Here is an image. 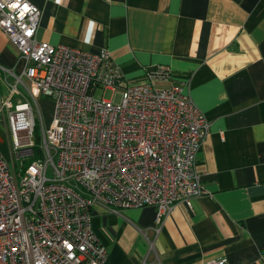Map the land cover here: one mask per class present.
Here are the masks:
<instances>
[{
	"label": "built area",
	"instance_id": "obj_1",
	"mask_svg": "<svg viewBox=\"0 0 264 264\" xmlns=\"http://www.w3.org/2000/svg\"><path fill=\"white\" fill-rule=\"evenodd\" d=\"M41 16L29 0H0V28L25 62L20 74L0 66L12 144V159L0 148V264H107L94 208L154 206L160 221L178 203L192 205L206 193L196 163L210 124L169 68L126 81L108 49L39 39ZM43 96L53 113L35 157Z\"/></svg>",
	"mask_w": 264,
	"mask_h": 264
},
{
	"label": "crops",
	"instance_id": "obj_2",
	"mask_svg": "<svg viewBox=\"0 0 264 264\" xmlns=\"http://www.w3.org/2000/svg\"><path fill=\"white\" fill-rule=\"evenodd\" d=\"M29 1L42 9L39 39L108 49L126 81L169 68L210 124L196 163L206 193L192 205L160 221L154 206L94 208L107 264H264V0ZM24 65L0 28V66Z\"/></svg>",
	"mask_w": 264,
	"mask_h": 264
},
{
	"label": "rangeland",
	"instance_id": "obj_3",
	"mask_svg": "<svg viewBox=\"0 0 264 264\" xmlns=\"http://www.w3.org/2000/svg\"><path fill=\"white\" fill-rule=\"evenodd\" d=\"M97 95L105 98H111L112 92L107 91H98ZM44 99H48L44 104L42 103ZM39 107L41 108V113H37V119H39V122L37 123V128L35 132V141H36V156L35 157H42V144H43V138H42V124L45 126H49L52 120V113H53V107H52V99L47 98L43 96L39 101ZM42 118V121L41 119ZM0 148L3 154L9 158L12 159L11 156V150H12V144H11V135L9 134L8 125L7 122L0 118ZM32 159H26L25 165H27L29 162H31ZM19 165V163H18Z\"/></svg>",
	"mask_w": 264,
	"mask_h": 264
}]
</instances>
